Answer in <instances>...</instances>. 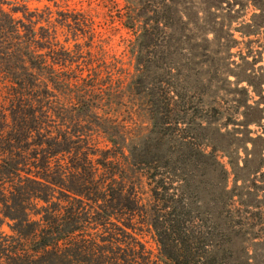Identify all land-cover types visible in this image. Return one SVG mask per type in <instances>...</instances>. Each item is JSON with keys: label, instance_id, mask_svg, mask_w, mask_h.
Instances as JSON below:
<instances>
[{"label": "trees", "instance_id": "trees-1", "mask_svg": "<svg viewBox=\"0 0 264 264\" xmlns=\"http://www.w3.org/2000/svg\"><path fill=\"white\" fill-rule=\"evenodd\" d=\"M192 1L123 0L125 69L88 15L0 0V264H240L233 197L223 219L198 198L225 171L203 136L205 93L175 60Z\"/></svg>", "mask_w": 264, "mask_h": 264}, {"label": "rangeland", "instance_id": "rangeland-1", "mask_svg": "<svg viewBox=\"0 0 264 264\" xmlns=\"http://www.w3.org/2000/svg\"><path fill=\"white\" fill-rule=\"evenodd\" d=\"M6 1L30 11L48 8L53 18L56 12L66 10L88 15L97 33L96 47L109 57L120 59L123 67L129 69L126 47L132 36L120 24L123 0ZM205 1L195 0L197 6L187 11L186 22L190 23L186 31H180L178 25L173 32L175 45L183 49L175 60L189 65V86L199 87L205 93L195 97V103L208 111L210 125L203 132L208 141L207 151L218 157L225 171V180L216 172L206 174L203 195L198 198L211 217L219 214L223 219L229 217L227 198L233 197L238 260L240 264H264V0ZM207 2L213 4L207 6ZM212 5L218 11L210 10ZM63 35L58 38L62 43ZM185 39L187 43L182 45ZM228 46L234 48L228 52ZM178 70L187 73L181 67ZM214 97L219 100L213 103ZM258 108L262 110L258 112ZM248 121L256 124H243ZM98 143L104 146L103 140ZM212 200L218 201L216 207ZM6 223L0 232L9 234ZM135 233L155 257L156 245L150 234L145 230Z\"/></svg>", "mask_w": 264, "mask_h": 264}]
</instances>
